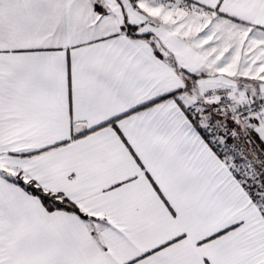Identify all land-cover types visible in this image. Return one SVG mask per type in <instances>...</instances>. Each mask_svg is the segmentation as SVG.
Returning a JSON list of instances; mask_svg holds the SVG:
<instances>
[{"label":"snow or ice","instance_id":"obj_1","mask_svg":"<svg viewBox=\"0 0 264 264\" xmlns=\"http://www.w3.org/2000/svg\"><path fill=\"white\" fill-rule=\"evenodd\" d=\"M0 264H264V0H0Z\"/></svg>","mask_w":264,"mask_h":264}]
</instances>
